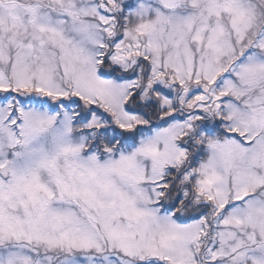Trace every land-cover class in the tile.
Returning <instances> with one entry per match:
<instances>
[{"label":"snow or ice","instance_id":"snow-or-ice-1","mask_svg":"<svg viewBox=\"0 0 264 264\" xmlns=\"http://www.w3.org/2000/svg\"><path fill=\"white\" fill-rule=\"evenodd\" d=\"M0 264H264V0H0Z\"/></svg>","mask_w":264,"mask_h":264}]
</instances>
